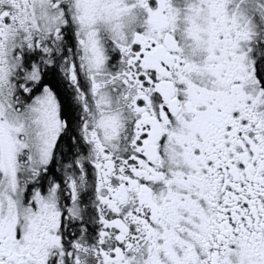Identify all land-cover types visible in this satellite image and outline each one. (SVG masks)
I'll list each match as a JSON object with an SVG mask.
<instances>
[{
    "label": "snow or ice",
    "instance_id": "6c2138e0",
    "mask_svg": "<svg viewBox=\"0 0 264 264\" xmlns=\"http://www.w3.org/2000/svg\"><path fill=\"white\" fill-rule=\"evenodd\" d=\"M0 264H264V0H0Z\"/></svg>",
    "mask_w": 264,
    "mask_h": 264
}]
</instances>
